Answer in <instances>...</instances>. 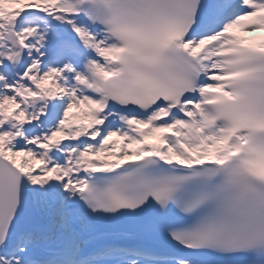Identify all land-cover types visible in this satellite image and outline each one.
Here are the masks:
<instances>
[{
  "label": "snow or ice",
  "instance_id": "6c2138e0",
  "mask_svg": "<svg viewBox=\"0 0 264 264\" xmlns=\"http://www.w3.org/2000/svg\"><path fill=\"white\" fill-rule=\"evenodd\" d=\"M0 264H264V0H0Z\"/></svg>",
  "mask_w": 264,
  "mask_h": 264
}]
</instances>
